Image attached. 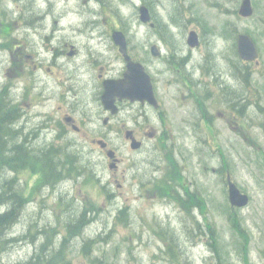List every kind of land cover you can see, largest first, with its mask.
I'll return each instance as SVG.
<instances>
[{"label":"rangeland","instance_id":"1","mask_svg":"<svg viewBox=\"0 0 264 264\" xmlns=\"http://www.w3.org/2000/svg\"><path fill=\"white\" fill-rule=\"evenodd\" d=\"M140 1H1L0 17L4 23L8 20L11 35L0 39V90L13 86L14 97L21 99L26 79L8 74L18 53L9 50L16 45L26 54L38 53L34 60L43 61L45 67H54L53 54L58 53L56 63L63 64L58 67L98 63L123 70L125 62L111 37L119 28L127 34L131 55L145 67L159 71L200 64L217 71L230 67L235 80L251 82L250 95L236 93L234 101L238 102L229 113L223 105L215 107L212 131L197 119V125H190L194 119L190 100L176 98L181 86L171 89V97L163 91L169 113L176 119L172 132L160 129L157 139L145 137L139 152L131 150L124 136H108L120 149L117 172L102 165L104 156L99 150L93 153L89 147L93 137L71 136L75 146L70 138L61 137L59 144L72 147L86 172L102 180L90 185L83 179H70L44 188L33 174L14 175L8 168L0 169V189L9 178L21 179L23 193L33 200L9 230L0 264L27 261L45 234L54 240L52 250L62 248L73 264H264V0H252L255 12L251 18L238 14L242 0H154L156 29L139 21L135 4ZM20 15L26 17L22 24L15 18ZM5 27L0 25V30ZM193 29L202 41L196 50L186 43ZM240 33L250 34L260 50V58L250 67H242L237 54ZM154 44L162 50L161 57L151 55ZM71 46L77 52L74 57L67 55ZM38 75L42 87L52 84L45 70ZM234 87L242 90V81ZM183 103L188 106L178 109ZM242 104L244 112H240ZM59 106L65 107L55 94L54 100L36 96L27 102L23 132L27 148L53 141L56 134L48 122ZM160 123L154 113L155 129ZM6 126L15 130L12 124ZM222 149L224 156H220ZM228 172L250 196L248 206H231ZM165 191L170 196H164ZM196 197L200 207L194 204ZM4 209L0 204V211ZM121 210L125 213L122 221L118 218ZM12 237L19 241L11 243Z\"/></svg>","mask_w":264,"mask_h":264},{"label":"flooded vegetation","instance_id":"2","mask_svg":"<svg viewBox=\"0 0 264 264\" xmlns=\"http://www.w3.org/2000/svg\"><path fill=\"white\" fill-rule=\"evenodd\" d=\"M153 1L146 0L147 4H145L144 0H141L142 4L150 8L152 16ZM18 2H21V0H18ZM18 18L19 20H25V16L20 15ZM8 34L9 32L6 33V35ZM201 44L200 42V46ZM9 52L13 51L9 50ZM54 66L58 65L54 64ZM250 66L251 64L249 63L242 64V67ZM8 68L11 71L8 73L10 76L19 74L22 80L26 79L21 90L20 100L13 96L16 90L12 86L5 85L7 96L0 103V110L3 109L5 114L16 117L12 123L17 125L13 131L15 134L24 131L26 124L24 110L27 109V102L36 96L45 100H54L55 94V97L59 101L62 100L65 106H59L56 109L57 115H54L53 112L50 117L48 125L53 134L55 132L56 135L73 133L105 136L113 133L119 136H129L130 138L135 137L141 141L139 136L155 137L156 131L160 129L172 132L176 119L169 113V107L165 102V93L163 91L168 94L175 86H181L182 92L176 95V98H181L182 96L183 98H188L191 102L190 112L194 117L193 120L197 119L204 123L210 122L214 118L213 109L215 107L223 105L224 112L229 113L235 110L234 102H238L237 100L234 101L235 94L238 93L242 97H246L250 95L251 91V82L235 80V75L230 67L219 71L215 67H206L202 64L198 65V67H165L164 71L147 67V73L153 83L155 97L160 104L159 108L156 109L147 102L117 100L115 103L117 113H113L111 110H106L102 104L103 86L107 79H120L123 76V72L111 69L107 64H89L86 67L78 64L75 67H61L63 73L59 75L57 70L54 71L55 68L59 67H45L43 61L39 59L37 62L33 61L32 55L24 54L20 49L16 58L11 60ZM44 69L53 79L52 84L48 87H42V83L38 79L39 72ZM71 69L77 70V73L72 77L69 76L68 71ZM239 81H242V90L234 87V83ZM161 82H163V90L160 87ZM88 87L92 89H88ZM244 107L245 105L242 104L241 109L243 111L240 112H244ZM154 113L158 114L161 121L158 129L154 127ZM31 120L29 121L30 125L32 124ZM24 121L25 123H23ZM190 125L195 126L197 123L193 122ZM34 126L38 125L34 124ZM3 130L8 141L5 145L9 146L11 133L5 128ZM211 130L214 131V129ZM98 141V139H93L92 145L98 144ZM103 141L107 143V146L101 147V152L103 155H107V152L113 148L108 141ZM21 146V144H16V147Z\"/></svg>","mask_w":264,"mask_h":264},{"label":"trees","instance_id":"3","mask_svg":"<svg viewBox=\"0 0 264 264\" xmlns=\"http://www.w3.org/2000/svg\"><path fill=\"white\" fill-rule=\"evenodd\" d=\"M51 154V152L45 150L44 157H40L41 160L37 161L38 164L36 162L31 164L33 158L30 156V153H23L20 150L10 151L8 150L7 146L1 144L0 169H5L6 166H8L11 170L22 171L27 169L29 165L37 166L34 167V169L41 172L40 176L42 183L53 184L54 169L52 165L54 164ZM9 187L3 191L5 194L0 195V204L2 206H11L7 211L0 213V252H4L6 250L4 247L10 240L8 239V232L14 225L17 224L19 218L21 217L20 214L23 205H26V203L30 201V199H28V197L23 194L22 190H20L19 185H17L16 189H14L13 183H11ZM122 213L124 212H120V214ZM81 218L82 220L84 219V214ZM120 218L121 216H119V220ZM70 230H72V228H70ZM76 233L78 232L75 231L74 234ZM18 241V238L11 239V243L13 242L14 244H16ZM43 243L45 244L42 246ZM52 246H54V240H49L45 234L41 237V243L35 253H33V255L27 261H24L21 264H73L70 258L66 257L65 253H63L62 248L54 252V249L52 250ZM39 249L40 252H38Z\"/></svg>","mask_w":264,"mask_h":264},{"label":"water","instance_id":"4","mask_svg":"<svg viewBox=\"0 0 264 264\" xmlns=\"http://www.w3.org/2000/svg\"><path fill=\"white\" fill-rule=\"evenodd\" d=\"M240 14L243 16H251L253 14L251 0H244L240 9ZM141 19L147 22L150 19L149 12L146 8L141 9ZM198 36L195 32H192L189 38V44L195 46L198 44ZM115 42L121 47L125 57L128 61V73L125 78L119 82L115 88L114 84L107 85V92L104 95V102L107 106L113 103L117 97L120 99L130 98L132 100L140 99L142 101H151V88L147 75L144 72V68L139 63L130 61V58L126 52V39L121 32L114 33ZM154 55H158L159 52L156 47L152 48ZM239 53L242 58L246 60H254L258 57V51L255 43L248 35H241L239 38ZM149 91V94H148ZM138 144L133 143V147L137 148ZM230 200L232 205L243 207L249 202V197L242 194L236 185L230 182Z\"/></svg>","mask_w":264,"mask_h":264},{"label":"bare ground","instance_id":"5","mask_svg":"<svg viewBox=\"0 0 264 264\" xmlns=\"http://www.w3.org/2000/svg\"><path fill=\"white\" fill-rule=\"evenodd\" d=\"M0 112L1 113H3V116H4V120H5V122L2 124V126H3V128H5V130H9L8 128H7V126L6 125H8V124H12L13 123V121L16 119V117H14L13 115H7V114H5V112L4 111H2V110H0ZM12 125H14V124H12ZM14 127H15V129H16V127H17V125H14ZM10 132H13V131H11V130H9ZM10 150H20V151H22L23 153H29V150L27 149V148H25V147H17V148H13V149H10ZM30 156L33 158V161L31 162V164H33L34 162H36L37 163V161H40L41 160V158L40 157H36L35 156V154H30ZM35 156V157H34ZM38 164V163H37ZM53 166V169H54V165H52ZM6 168H8L9 169V167L8 166H6ZM27 169H29V168H27ZM26 170V169H25ZM16 171V170H15ZM13 186H14V189H16V185L15 184H13ZM10 188V187H9ZM8 205V204H7ZM8 208L9 207H11L10 205H8L7 206ZM22 211L23 210H26V206L25 205H23V208L21 209Z\"/></svg>","mask_w":264,"mask_h":264}]
</instances>
